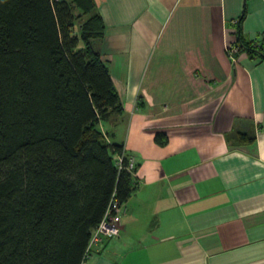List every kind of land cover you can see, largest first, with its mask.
I'll use <instances>...</instances> for the list:
<instances>
[{
  "label": "crops",
  "instance_id": "0c3cea01",
  "mask_svg": "<svg viewBox=\"0 0 264 264\" xmlns=\"http://www.w3.org/2000/svg\"><path fill=\"white\" fill-rule=\"evenodd\" d=\"M94 3L121 104L99 127L135 168L88 263L264 264V56L225 50L263 40L264 0Z\"/></svg>",
  "mask_w": 264,
  "mask_h": 264
},
{
  "label": "trees",
  "instance_id": "16d2710c",
  "mask_svg": "<svg viewBox=\"0 0 264 264\" xmlns=\"http://www.w3.org/2000/svg\"><path fill=\"white\" fill-rule=\"evenodd\" d=\"M103 31L94 0H0V264H81L134 189L122 144L99 127L121 111L93 44ZM236 43L264 56V38Z\"/></svg>",
  "mask_w": 264,
  "mask_h": 264
},
{
  "label": "built area",
  "instance_id": "2783aa9c",
  "mask_svg": "<svg viewBox=\"0 0 264 264\" xmlns=\"http://www.w3.org/2000/svg\"><path fill=\"white\" fill-rule=\"evenodd\" d=\"M225 50L229 57L233 60L235 53L240 50V46L237 43H231L226 45ZM126 167L128 169L134 170L135 162L132 157H127ZM119 221L120 215L118 212V206L115 203H112L105 211L100 222L92 229L89 244L81 264H89L88 258L92 245L98 244L103 239H107L119 234Z\"/></svg>",
  "mask_w": 264,
  "mask_h": 264
},
{
  "label": "rangeland",
  "instance_id": "374dc122",
  "mask_svg": "<svg viewBox=\"0 0 264 264\" xmlns=\"http://www.w3.org/2000/svg\"><path fill=\"white\" fill-rule=\"evenodd\" d=\"M68 1H70V0H68ZM77 11H78V10H74V14L76 15V19H75V28H76V29H78L80 23H81L82 20L85 18V17L83 18V17L80 16V15H77Z\"/></svg>",
  "mask_w": 264,
  "mask_h": 264
}]
</instances>
